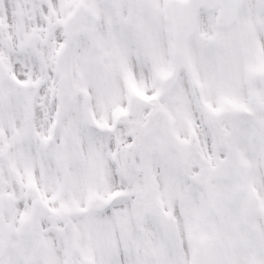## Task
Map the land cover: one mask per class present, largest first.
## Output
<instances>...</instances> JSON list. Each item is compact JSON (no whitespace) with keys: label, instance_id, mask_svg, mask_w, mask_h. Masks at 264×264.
I'll use <instances>...</instances> for the list:
<instances>
[{"label":"snow or ice","instance_id":"obj_1","mask_svg":"<svg viewBox=\"0 0 264 264\" xmlns=\"http://www.w3.org/2000/svg\"><path fill=\"white\" fill-rule=\"evenodd\" d=\"M0 264H264V0H0Z\"/></svg>","mask_w":264,"mask_h":264}]
</instances>
